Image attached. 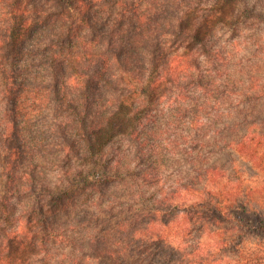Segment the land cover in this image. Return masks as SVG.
<instances>
[{
  "label": "trees",
  "instance_id": "16d2710c",
  "mask_svg": "<svg viewBox=\"0 0 264 264\" xmlns=\"http://www.w3.org/2000/svg\"><path fill=\"white\" fill-rule=\"evenodd\" d=\"M0 264H264V0H0Z\"/></svg>",
  "mask_w": 264,
  "mask_h": 264
},
{
  "label": "rangeland",
  "instance_id": "374dc122",
  "mask_svg": "<svg viewBox=\"0 0 264 264\" xmlns=\"http://www.w3.org/2000/svg\"><path fill=\"white\" fill-rule=\"evenodd\" d=\"M254 51H256V48L253 47V46L250 44V52L248 51L247 54H251V53L254 52ZM252 173H253V174H256V171L253 169ZM61 250H63V249H61ZM67 253H68V252H67ZM65 258H66V257H63V260H64V261H65Z\"/></svg>",
  "mask_w": 264,
  "mask_h": 264
}]
</instances>
